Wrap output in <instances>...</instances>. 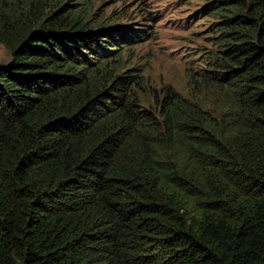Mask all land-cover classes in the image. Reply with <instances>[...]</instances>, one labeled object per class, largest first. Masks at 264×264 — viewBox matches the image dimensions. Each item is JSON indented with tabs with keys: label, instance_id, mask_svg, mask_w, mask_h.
<instances>
[{
	"label": "trees",
	"instance_id": "16d2710c",
	"mask_svg": "<svg viewBox=\"0 0 264 264\" xmlns=\"http://www.w3.org/2000/svg\"><path fill=\"white\" fill-rule=\"evenodd\" d=\"M202 1L188 97L144 105L150 25L0 0V264H264V0Z\"/></svg>",
	"mask_w": 264,
	"mask_h": 264
},
{
	"label": "rangeland",
	"instance_id": "374dc122",
	"mask_svg": "<svg viewBox=\"0 0 264 264\" xmlns=\"http://www.w3.org/2000/svg\"><path fill=\"white\" fill-rule=\"evenodd\" d=\"M50 4H87L69 7L84 10L86 22L95 27L116 26L132 28L150 25L154 35L150 40L133 47L135 58L126 63L134 65L144 80L145 88H138L144 105L150 95L160 94L165 88L188 97V68L202 69L201 52L211 48V18L192 17L203 4L202 0H49ZM51 7V6H50ZM156 14V15H155ZM157 16L154 23L150 16ZM129 53V51H128ZM126 54L128 56L129 54ZM205 56V55H204ZM10 61L9 51L0 44V66ZM153 92V93H152ZM207 98L201 97L202 102Z\"/></svg>",
	"mask_w": 264,
	"mask_h": 264
}]
</instances>
